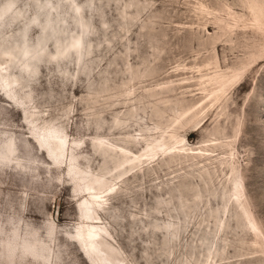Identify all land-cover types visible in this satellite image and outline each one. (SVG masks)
Wrapping results in <instances>:
<instances>
[{
	"label": "rangeland",
	"instance_id": "obj_1",
	"mask_svg": "<svg viewBox=\"0 0 264 264\" xmlns=\"http://www.w3.org/2000/svg\"><path fill=\"white\" fill-rule=\"evenodd\" d=\"M7 2L0 68L22 39L46 52L0 76V90L16 83L0 92V264H91L74 242L85 186L120 149L138 162L97 211L110 258L264 264V0H73L79 15L67 0ZM47 20L59 40L82 35L81 61L72 46L51 60ZM48 132L59 158L37 142Z\"/></svg>",
	"mask_w": 264,
	"mask_h": 264
},
{
	"label": "bare ground",
	"instance_id": "obj_2",
	"mask_svg": "<svg viewBox=\"0 0 264 264\" xmlns=\"http://www.w3.org/2000/svg\"><path fill=\"white\" fill-rule=\"evenodd\" d=\"M67 1L71 4V6H73V12L76 15H79V7L73 5V0H67ZM10 6H11V2H7V3L3 4L2 7L0 8V14L2 12H4L6 9H9ZM16 13H18V12H16ZM33 16H35V15H33ZM50 16H48V17H50ZM16 18H18V17L16 16ZM22 18H23V15H22ZM50 19H52V18H50ZM62 19L65 20L64 18H62ZM62 19H60V20L62 21ZM1 21H2V19H1ZM4 23H5V21H4ZM41 23H42V21H41ZM57 24H59V23H57ZM76 25L82 33H84L88 28L86 22H84L81 18H77ZM41 31L43 34L47 33V36H50L52 38L51 40L55 39L54 40L55 41V48H54L55 52L51 55V57H50L51 60H54V57H56V56H58L59 59H65L66 57H68V54H69V53L67 54L68 46L74 47V50L72 52L75 56L76 61H78L81 58L82 35L80 33L72 34V35L69 34L63 40H59L56 38V36H57L56 34H58V33H56V31H55V25L50 20L49 21L47 20L42 25ZM7 39L9 40V38H7ZM0 41H2V39ZM4 41L6 42V40H4ZM10 41H12V40H10ZM48 43H49V39H48ZM0 45H1V43H0ZM7 46H9V45H7ZM43 51H44V41L42 39V36L37 39L34 46H30L26 42V40L22 39L21 42H19L17 44H13L12 46H10L8 48L6 47V49H3V51L1 52V54L3 56H5L4 61H6L5 62L6 67L4 66L5 68H2V67L0 68V76L6 75V69L10 66L9 64H11V63L17 64L16 66H19L20 64L24 65V68H26L27 67L26 64L28 65L31 62L38 60ZM44 52H46V51H44ZM81 59H80V61H81ZM33 66H34V63H33ZM18 69L20 70L21 68H18ZM25 71H23V72L25 73ZM27 73H28V71H27ZM11 77H14V75ZM2 80H3L2 82H4V85H3V87H1L0 92L2 93L4 98L6 100H8L9 99V93L11 91L10 86L12 84H16L15 83V77L12 79V81L10 83H8L9 81H7L5 79V77H2ZM169 135H171V134H169ZM41 139H42V142L39 140L37 142L40 145V147L43 148L44 153L46 152L47 154H49V156H51L53 154V155H56L58 158L61 157V155H62L61 152H62L63 146H64V140L62 137L55 135L52 132H48L46 135L41 136ZM177 144H179V143L176 142L175 145H177ZM106 146H107V144H106ZM107 148L111 149V150L113 149V147H111V146H108ZM175 149L183 150L182 146H181V148H179V146H175ZM7 150L9 153H11L10 156H6ZM119 151L122 153L121 157L118 160H116L113 169L111 171H109L108 173H106V174H109V177L105 178V176H100V178H98L95 181L90 182V184L85 186V194H86V196L89 197L90 201L86 203L83 210L81 211V217L83 219V223L78 227V230L76 233V238H75L74 242L79 243L82 246L83 253H85V255L87 256V259L91 262V264H124L122 261L117 262L114 258H110L107 255L106 250L111 251L113 253L112 249H110L109 247H106V250H104L100 247L102 240L106 239L108 241V238L111 236L108 233V231L105 229V227L101 226L100 217L98 216V213H97V211L99 209L103 210V206L107 201L106 198H108L109 196H112L115 193L117 184L122 183V182H124L125 179L129 178L131 171H133L137 167V166L135 167L136 162H138V161H136V159L127 157L126 156L127 152L124 151L123 149H120ZM149 152L151 154H154L156 152V150L152 147H149ZM13 154H14V150L12 149V147L10 145H8L6 152L3 154L4 155L3 158L4 159H7L8 157L10 158L11 156H13ZM149 159H150V156L147 157L146 160H149ZM114 170H115V172H114ZM92 183H94V184L96 183L97 185L93 186ZM196 198H197V196H196ZM37 250H38V248H37ZM37 250H36V252H37Z\"/></svg>",
	"mask_w": 264,
	"mask_h": 264
}]
</instances>
